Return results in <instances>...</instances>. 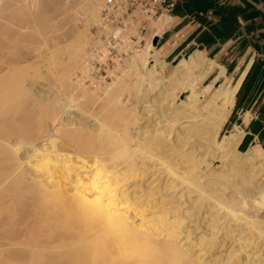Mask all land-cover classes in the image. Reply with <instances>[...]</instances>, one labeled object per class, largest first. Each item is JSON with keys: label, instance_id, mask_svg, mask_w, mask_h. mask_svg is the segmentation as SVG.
I'll return each mask as SVG.
<instances>
[{"label": "bare ground", "instance_id": "1", "mask_svg": "<svg viewBox=\"0 0 264 264\" xmlns=\"http://www.w3.org/2000/svg\"><path fill=\"white\" fill-rule=\"evenodd\" d=\"M102 4L0 0V264H239L250 234L264 245L255 215L264 206V150L240 152L239 133L219 138L235 102L230 82L199 91L194 56L166 71L152 38L169 14L149 22L155 33L112 81L79 77ZM32 27L58 41L33 54L19 41ZM40 66L53 84L34 80ZM29 94L37 126L21 127L18 105ZM164 106L169 113L158 115ZM218 157L227 170L213 167ZM219 236L230 240L218 259Z\"/></svg>", "mask_w": 264, "mask_h": 264}, {"label": "crops", "instance_id": "2", "mask_svg": "<svg viewBox=\"0 0 264 264\" xmlns=\"http://www.w3.org/2000/svg\"><path fill=\"white\" fill-rule=\"evenodd\" d=\"M169 15L156 37L166 71L194 56L199 91L229 81L235 102L220 136L239 133L240 152L264 150V0H183Z\"/></svg>", "mask_w": 264, "mask_h": 264}, {"label": "built area", "instance_id": "3", "mask_svg": "<svg viewBox=\"0 0 264 264\" xmlns=\"http://www.w3.org/2000/svg\"><path fill=\"white\" fill-rule=\"evenodd\" d=\"M182 1L103 0L101 25L93 27L96 40H102L103 45L97 43L92 48L86 73L80 72L79 77L101 83L112 80L119 66L130 59L143 43L146 44L151 36H148L149 22L172 13ZM105 26L110 29L108 33ZM131 30H136V33H130Z\"/></svg>", "mask_w": 264, "mask_h": 264}, {"label": "rangeland", "instance_id": "4", "mask_svg": "<svg viewBox=\"0 0 264 264\" xmlns=\"http://www.w3.org/2000/svg\"><path fill=\"white\" fill-rule=\"evenodd\" d=\"M78 19H76L75 21H77ZM77 23V24H76ZM75 23V25H78V27H80L81 29H83V28H85L84 26H85V24H84V22L82 23V21L80 20H78L77 22ZM96 24H94V25H92V26H90V29L86 32V35H87V37L89 38V40H90V47H89V52H91V50H92V48L95 46V45H97V43H98V40L96 41L95 39H96V36H95V32H94V29H93V27L95 26ZM98 26H100V25H98ZM41 29H42V25H41V27H40ZM31 29V28H30ZM27 30V29H26ZM36 30V29H34L33 27H32V29L29 31L28 30V33L26 32V31H24V29H22V31H24V32H26V33H22V35L20 34V42H21V44H22V41H23V45H24V47L26 46V44L29 46H32L31 48H33L34 47V52H33V54L35 53V52H37L38 54H40V53H42L45 49L44 48H46V44L48 43L49 45H52L55 41H58V40H55V39H58V38H56V36H52V37H49L48 39H46V38H44L45 37V35L43 34L44 32H42V31H46L45 30V28H43V30L41 31H34ZM21 31V30H20ZM21 31V32H22ZM20 32V33H21ZM30 32V33H29ZM42 32V36H40V34L39 33H41ZM155 32H154V30L152 29V28H150V32L148 33V36H150L149 38H151L152 36H153V34H154ZM30 34V35H29ZM67 34H69V33H66V35ZM24 36V37H23ZM28 36V37H27ZM32 36V37H31ZM40 36V37H39ZM93 36H95V38L93 37ZM147 36V37H148ZM26 37V38H25ZM27 38H29V39H27ZM54 38V39H53ZM148 38V39H149ZM26 39L28 40V41H26ZM33 39V40H32ZM44 39V40H43ZM92 39V40H91ZM147 39V38H146ZM31 40V41H30ZM18 41V42H19ZM30 41V42H29ZM41 41H43V42H41ZM46 41V42H45ZM92 41H94V42H92ZM95 41H96V43H95ZM100 41V40H99ZM25 42V43H24ZM45 42V43H44ZM95 45H94V44ZM20 44V43H19ZM144 44V43H143ZM22 46V45H21ZM35 48L36 49H38V50H36L35 51ZM13 49V48H12ZM10 49V50H8L10 53H12V54H14V53H19V50L18 49ZM22 52H24L23 50L22 51H20V53H22ZM37 53L35 54V55H37ZM32 54V53H31ZM32 54V55H33ZM30 56V55H29ZM29 56H27V57H29ZM32 57L30 56V59H31ZM34 58V57H33ZM39 57H37V56H35V58L34 59H32V60H35V59H38ZM38 61V60H37ZM88 63V62H87ZM126 64V63H125ZM124 64V67H126V65ZM45 66H40V67H38V68H36V72H37V74H38V76H33L32 75V77H34V80L36 81V82H39L40 80L41 81H43V82H45V83H52L53 84V80L51 81L49 78H50V75H49V73H48V71H46L45 70ZM42 70H43V73H42ZM46 72V73H45ZM78 75H79V73H78ZM31 76V75H30ZM39 77V78H38ZM52 77H55V76H53L52 75ZM125 78H126V80H128V82L130 81H133L134 80V78H135V75L133 74V73H127V74H125ZM110 81H112V80H110ZM110 81H108V82H110ZM108 82H105V84L106 83H108ZM100 84H104V83H101V82H99ZM80 93V92H79ZM186 96V93H184V95H183V97H185ZM32 97H34V96H30V94H29V97H23L22 98V100H20V101H22V103L19 101V104H21L20 106L18 105V113H21V117L19 116V118H21L20 120V122H21V124H20V126L23 124V126H21V127H32V126H37V119H38V117H37V115H39V106H38V103L36 102V99H34V98H32ZM30 98H31V100H30ZM24 99H25V101H24ZM30 101H35V103L37 104H33L32 102H30ZM30 102H28V101ZM24 101V102H23ZM26 102H28L27 104H26ZM26 104V105H25ZM30 104H32L33 106L30 108L29 106H30ZM34 105H35V107H34ZM23 106V108H21ZM27 106V107H26ZM34 107V108H33ZM26 108V109H25ZM33 108V109H32ZM24 109V110H23ZM21 110H23V113H24V111L26 110V112H27V110H29V111H32V112H30V114L28 115L26 112V114L24 115V114H22V112H21ZM169 110H170V107L169 106H164L163 107V111H160V112H158L157 114L158 115H162L164 112H166V113H169ZM37 112V113H36ZM157 114H156V116H157ZM19 115V114H18ZM32 115H34V116H32ZM28 116V117H27ZM32 116V117H31ZM18 117V116H17ZM31 117V118H30ZM37 117V118H36ZM19 118H18V120H19ZM27 120H26V119ZM33 118H34V121H33ZM24 119V120H23ZM28 119H32V120H29V122H27L28 121ZM36 119V120H35ZM25 120H26V122L28 123V124H26L25 123ZM33 121V122H32ZM18 123V122H17ZM24 124L26 125V126H24ZM30 124V125H29ZM34 124V125H33ZM226 127H224L223 128V132H225L226 131ZM224 135H222V136H220L219 135V138L220 137H223ZM58 142H60V145H62V143H61V141H60V139L58 140ZM62 148H64L65 146L64 145H62L61 146ZM25 149H27V148H25ZM201 150V149H200ZM22 151H23V149H22ZM216 160L213 162V167L214 168H218V169H220V170H222V166H224L223 164H221V158H215ZM218 159H221V160H218ZM216 164V165H215ZM218 166V167H217ZM221 167V168H220ZM227 166H225V169L227 170V168H226ZM225 169L223 168V170L222 171H225ZM263 180H264V177H263ZM228 191H230V190H228ZM8 205H10V202L8 203ZM259 211V212H258ZM260 213V215L261 216H259L258 214ZM255 215L257 216V218L258 217H260V218H258L259 220H264V206L262 205V203H261V206L259 205V208H257V210H256V213H255ZM257 219V221H258V226L259 227H261V228H264V222L263 221H259ZM259 233H262L261 232V230H259ZM236 234L237 235H239V233H237L236 232ZM235 234V235H236ZM250 233H248V235H249ZM247 235V232L246 233H244V234H241V236H243L242 238H244L243 240L244 241H242L241 240V242H245V240L247 239L248 240V238H249V236ZM248 236V237H247ZM255 236V235H254ZM254 236H251V234H250V238H252V242L250 241V244L248 243L247 244V241H246V247L248 248H243L240 252H238V254H240V255H243L244 257H242L241 256V258H240V256L238 257V259H240V263L239 264H248L249 263V261L251 260V261H255V263L256 264H263L262 262H263V256H264V245L261 247V248H258V245L260 244L258 241L260 240V238L259 237H254ZM259 239V240H258ZM230 240V239H229ZM229 240L228 239H223V237H221V236H219L218 238H217V246L215 247V249H213L212 251H214L213 253L215 254V257H217L216 255H218V259H219V257L221 258V257H224V256H226V254H227V247H228V244H229ZM253 240H254V242H253ZM228 242V243H227ZM259 243V244H258ZM252 244V245H251ZM258 244V245H257ZM247 245H249V246H247ZM262 245V244H261ZM251 249V250H250ZM249 250H250V252H249ZM259 250V251H258ZM257 251V252H256ZM244 252H245V254H244ZM243 253V254H242ZM220 255V256H219ZM263 258V259H262ZM261 259V260H260ZM250 261V262H251ZM232 264H235V262L234 263H232Z\"/></svg>", "mask_w": 264, "mask_h": 264}, {"label": "water", "instance_id": "5", "mask_svg": "<svg viewBox=\"0 0 264 264\" xmlns=\"http://www.w3.org/2000/svg\"><path fill=\"white\" fill-rule=\"evenodd\" d=\"M157 41H158V39H157V38H155V41H154V42L156 43Z\"/></svg>", "mask_w": 264, "mask_h": 264}]
</instances>
